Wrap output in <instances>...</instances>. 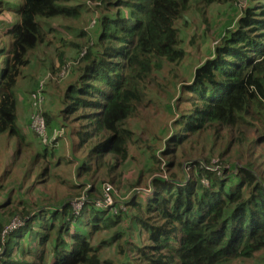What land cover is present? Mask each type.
<instances>
[{
	"label": "trees",
	"instance_id": "16d2710c",
	"mask_svg": "<svg viewBox=\"0 0 264 264\" xmlns=\"http://www.w3.org/2000/svg\"><path fill=\"white\" fill-rule=\"evenodd\" d=\"M85 1L7 4L15 24L7 23L10 42L0 47V141L10 140L14 149L10 156L0 153V166L9 167L0 170V214L17 217L22 226L3 235L0 224V264H264V162L257 172L249 159L258 163L256 150L264 148V0L244 11L234 30L225 29L214 57L180 86L163 150L147 147L146 170L127 185L136 189L148 181L145 191L126 193L131 196L113 203V211L93 203L104 198L105 185L112 200L113 190L123 194L124 166L146 143L133 139L128 122L148 96L164 97L179 78L172 70L186 57L179 23L187 22L192 7L203 15L228 0H92L100 8L95 43L66 84L57 114L68 131L72 157L65 159L55 157L54 142L42 144L34 133L26 138L18 127L16 79L28 53L51 34L50 21L79 16ZM77 55L60 67H76ZM166 66L170 72L158 83L155 76ZM41 114L51 134L54 119ZM6 176L18 189L27 185L28 194L44 189L50 198L62 195L61 203L47 208L53 200L40 202L38 193L34 208L5 192ZM82 193L85 201L75 210ZM112 243L116 256L101 259Z\"/></svg>",
	"mask_w": 264,
	"mask_h": 264
},
{
	"label": "rangeland",
	"instance_id": "374dc122",
	"mask_svg": "<svg viewBox=\"0 0 264 264\" xmlns=\"http://www.w3.org/2000/svg\"><path fill=\"white\" fill-rule=\"evenodd\" d=\"M15 1L18 2V0H0V47L2 45L7 46L10 42L7 23L15 24V19L12 16L14 13H10L7 10V4H10L8 2ZM91 1L92 0H86L84 2L85 5L79 16L70 18L59 17L50 21L53 28L51 34L44 35L42 43L39 44L36 49L31 50L28 53V64L19 67V73L16 79L15 89L19 93V96L21 94V97L17 98L16 119L18 126L20 128L25 127V130L28 132H26V138H28V135H31L32 132L23 124L24 121H21V114H23V117L25 116V121H30V114L35 111V107L31 108L27 105V102L28 100L33 99V96H35L38 89L39 82L44 80L45 86L42 88L44 96L38 112L41 114L42 112L45 113L48 111L51 119H54L51 124L53 123L56 128H62L63 138L58 140V145L53 150L55 151V157L65 156V159L72 157L70 151H68L69 141L68 139H65L68 131L67 127L59 122L60 120L58 119L57 114L59 108H61V97L66 84H68L74 77V74L76 73L75 70L80 64L79 60L86 55L89 47L95 43L94 39L98 32L99 25L98 21L95 20V16H97L100 8L97 9V6H95L98 5V3L95 4ZM258 1L260 0H228L223 4L212 5L210 8L204 10L208 15L207 23H205L206 19L204 20L203 18V16H206V13H203L202 15L201 12H197L196 9H193L192 7L191 11L186 15L187 22L184 23L181 21L179 23L180 46L186 54L184 62L172 69L179 78L174 81L175 86H171L167 89V93L164 97L148 96L142 103L144 105L139 108L137 116L128 122V125H130L134 134L133 139L136 140L142 138L146 143L140 149L141 151L136 157L137 160H130V163L124 166L123 177L121 179L123 185L120 188V191L123 194L120 196V192L113 190L114 198H116V200H112L113 203L120 204V201H122L125 196L129 195L130 197V194H126L128 192H136L138 194L145 191L144 189L146 188L148 181L142 183V185L136 189L133 186L129 187L127 185L136 182L139 174L146 170L148 154L151 152L146 151L147 147L150 149L153 148V151L157 152L163 150L164 143L172 132L171 123L177 118L175 101L178 98V89L184 83H189L191 74L194 72L195 68L200 66L206 59L214 57V48L222 41L221 39L222 36L225 35V29L234 30L237 20L243 15L244 11L250 7L254 8ZM82 30L86 32V35L80 37L75 35V33H81ZM77 53L79 54L78 65L75 67L76 63H74L64 71L59 65L60 61L65 60L69 56L70 62L73 56H78ZM2 64L3 61L0 60V67ZM40 71H42L43 75L40 74ZM169 72L170 68L166 66L163 69V73L156 75L155 78L158 83H162L164 77H166ZM0 148L3 150L0 151V153L8 156L11 155V152L14 149L13 143L10 142V140L6 142L1 140ZM51 151L52 148H50L49 153ZM257 155H259L257 159L259 161L258 163L250 156L249 159L256 163L254 166H256L258 172V170H261L258 168L259 164L264 162V148H258L256 150V156ZM238 158L239 161L242 162L241 157ZM213 159L217 160L216 154ZM50 160H55V158H50ZM74 160V162H79L76 157ZM160 161H163V159H160ZM187 163L189 162H186V164ZM77 165L78 163L70 167L71 174L69 178L66 175L69 180H72ZM184 165L185 163H183V166ZM61 167H63L64 171L68 168L66 165H62ZM5 169L9 170V167H5L4 164H2L0 170L4 171ZM14 169H17V165L11 167V171ZM49 170L50 172H59L60 167L55 168L50 166ZM184 171L188 173L186 175V177H188V170L184 169ZM17 174H19V179H21L20 171H17ZM153 176L155 175H148V179ZM0 178L1 180L3 178L1 171ZM5 179L7 180L5 184L7 189H5V192L12 190V192H15L14 195L27 203H32L34 208L36 207L37 202H42L47 199L53 200L52 202H49L47 208H52L55 204H59V202L61 203L60 198L62 195H58L57 198L53 199L50 198L51 192L45 191L44 189L35 190L28 194L27 185L18 189L19 183H17L16 180H10V177L8 178L7 176L3 180L5 181ZM127 188L128 191L126 192ZM38 193L42 194L39 201L37 200ZM57 199L60 201L57 202ZM22 206V204L18 206L19 210H21ZM29 209L33 208L29 206ZM11 218H13V216L0 214V224H5V226H7ZM127 229L126 226L124 231L128 233L129 229ZM103 236L106 239H109L111 235L109 232H105ZM135 238L136 237L131 241H135ZM116 253V245L112 243L111 245L106 246L100 253L101 259L113 258L116 256ZM18 255L15 253V257Z\"/></svg>",
	"mask_w": 264,
	"mask_h": 264
},
{
	"label": "built area",
	"instance_id": "2783aa9c",
	"mask_svg": "<svg viewBox=\"0 0 264 264\" xmlns=\"http://www.w3.org/2000/svg\"><path fill=\"white\" fill-rule=\"evenodd\" d=\"M70 67V65L67 68H63L64 71L66 69H68ZM43 86H45V82L44 80H41L38 84V89L35 93V96H33V100H34V107H35V112L32 113V115L30 116V125L32 130L34 131V133H36L40 138H41V142L42 144H49L50 142H52V140H55L57 137L62 136L63 131L62 130H53L50 133H47V127L45 125L44 120L42 119V117L40 116V113L38 112L40 106H41V102L43 100ZM104 190V198L102 200H98L96 201L94 204L95 206L99 207V208H109L112 209L111 205L113 204L112 202V197L110 196V191H111V186L110 185H105L103 187ZM80 200V202H78ZM78 201L75 202L74 204V209L78 210L82 203L84 202L85 198L84 197H80ZM113 211V209H112ZM20 225V222L15 219L12 220L3 230V233H7L10 232L16 228H18V226Z\"/></svg>",
	"mask_w": 264,
	"mask_h": 264
},
{
	"label": "clouds",
	"instance_id": "9594fccd",
	"mask_svg": "<svg viewBox=\"0 0 264 264\" xmlns=\"http://www.w3.org/2000/svg\"><path fill=\"white\" fill-rule=\"evenodd\" d=\"M31 102H30V107L31 108H33L34 107V100L32 99V100H30ZM35 112V111H34ZM33 113V112H32ZM32 113L30 114V116L32 115ZM40 116L42 117V119L44 120V122H45V119L43 118V116H42V114H40ZM25 123V126H26V128L27 129H29L32 133H34V131L32 130V128H31V125H30V121L28 122V121H25L24 122ZM45 125H46V122H45ZM19 127V126H18ZM47 127V126H46ZM20 128V127H19ZM20 130H21V128H20ZM53 130H62V128H56L55 126H54V128H53ZM22 131V130H21ZM23 132V131H22ZM34 134H36V133H34ZM63 138V134H62V136H60V137H57L55 140H52V142H50V143H53L54 142V147H56L57 145H58V140L59 139H62ZM48 144V146L49 147H53L51 144ZM85 196L86 195H84L83 193L81 194V196L80 197H84L85 198ZM80 197H78V198H76L73 202L75 203L76 201H78L79 200V198ZM85 201V200H84ZM96 201H98V199L97 200H95L94 201V203L96 202ZM78 202H80V200L78 201ZM93 203V204H94ZM94 206H95V204H94ZM97 207V206H96ZM73 208H74V206H73ZM99 208V207H98ZM80 209V208H79ZM78 209V210H79ZM100 209H102V208H100ZM76 210V209H75ZM75 216H77V214H74ZM15 219H17L19 222H20V225L18 226V228L20 227V226H22V222L17 218V217H14V218H12L10 221H9V223L12 221V220H15ZM8 223V224H9ZM6 226H4V228H5ZM17 229V228H16ZM4 230V229H3ZM15 230V229H14ZM8 233V232H7ZM7 233H3V235H5V234H7Z\"/></svg>",
	"mask_w": 264,
	"mask_h": 264
},
{
	"label": "crops",
	"instance_id": "0c3cea01",
	"mask_svg": "<svg viewBox=\"0 0 264 264\" xmlns=\"http://www.w3.org/2000/svg\"><path fill=\"white\" fill-rule=\"evenodd\" d=\"M16 96H17V98H20V97H21V94H20V96H19V93L16 91ZM30 102H31V101L28 100V102H27V105H28V106H30ZM21 117H22V120H21V121H24V122H25V120H26V119H25V116L23 117V114H21ZM19 119H20V118H19ZM19 119H18V120H19ZM23 119H24V120H23ZM24 122H23V124L25 125ZM21 130L23 131V134L26 135V132H27V131L25 130V127H21ZM27 133H28V132H27Z\"/></svg>",
	"mask_w": 264,
	"mask_h": 264
}]
</instances>
